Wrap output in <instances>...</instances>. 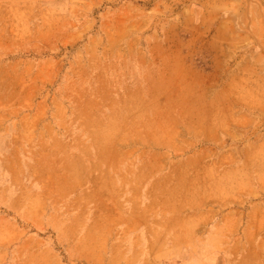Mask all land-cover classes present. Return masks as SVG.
<instances>
[{
  "label": "rangeland",
  "instance_id": "1",
  "mask_svg": "<svg viewBox=\"0 0 264 264\" xmlns=\"http://www.w3.org/2000/svg\"><path fill=\"white\" fill-rule=\"evenodd\" d=\"M0 264H264V0H0Z\"/></svg>",
  "mask_w": 264,
  "mask_h": 264
},
{
  "label": "bare ground",
  "instance_id": "2",
  "mask_svg": "<svg viewBox=\"0 0 264 264\" xmlns=\"http://www.w3.org/2000/svg\"><path fill=\"white\" fill-rule=\"evenodd\" d=\"M186 169V168H185ZM182 173V172H181ZM170 175V174H169ZM181 180V179H180ZM153 188V187H152ZM170 191V190H169ZM159 198V197H158ZM160 200V199H159ZM100 201V200H99ZM151 203V202H150ZM152 203H153V201H152ZM149 205V204H148ZM153 206V205H152ZM150 207V206H149ZM148 208V207H147Z\"/></svg>",
  "mask_w": 264,
  "mask_h": 264
},
{
  "label": "crops",
  "instance_id": "3",
  "mask_svg": "<svg viewBox=\"0 0 264 264\" xmlns=\"http://www.w3.org/2000/svg\"><path fill=\"white\" fill-rule=\"evenodd\" d=\"M197 261H198V259H197Z\"/></svg>",
  "mask_w": 264,
  "mask_h": 264
}]
</instances>
